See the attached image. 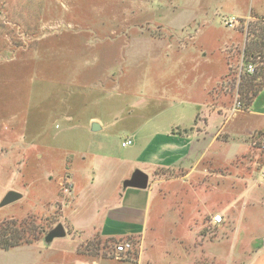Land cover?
<instances>
[{"label":"rangeland","instance_id":"374dc122","mask_svg":"<svg viewBox=\"0 0 264 264\" xmlns=\"http://www.w3.org/2000/svg\"><path fill=\"white\" fill-rule=\"evenodd\" d=\"M263 13L264 0H0V223L28 220L44 231L38 234L39 243L0 250V264H116V247L126 240L110 242L97 233L79 238L65 225L61 211L70 185L65 164L85 183L88 173L95 172V192L119 182L125 187V177L120 180L129 165L119 158L134 157L137 151L122 143L145 118L161 115L165 125L172 124L177 114L175 82L187 72L178 48L193 45L199 28L211 21L218 35L204 38L206 53L212 57V70L222 72L223 78L209 103L218 105L221 96L230 108L239 100L240 68L247 62L245 49L252 38L249 29L264 17L256 14ZM232 17L239 24L227 28L224 21ZM260 61L252 62L256 69L264 64ZM92 118L101 120L104 129L93 132ZM247 138L225 128L210 150L217 159L202 160L188 178L183 179L191 168L155 172V179L169 180L154 186L158 197L168 200L158 215L168 221L161 224L165 233L159 241L165 252L175 236L189 230L191 240H181L180 247L201 248L203 232L195 225L200 216L211 242L220 243L230 234L232 212L222 230L211 220L220 202L236 196L241 182L235 168L250 169L240 146ZM102 163H112L122 173L114 176ZM47 172L53 174L51 184L45 180ZM262 173L254 174L258 185H264ZM204 190L210 191L212 206L200 215L192 206L205 196ZM10 191L23 197L2 207ZM103 206L97 205L102 214ZM59 224L67 236L46 244L44 238ZM131 257L137 258V250ZM157 258L158 264H167L176 257Z\"/></svg>","mask_w":264,"mask_h":264},{"label":"crops","instance_id":"0c3cea01","mask_svg":"<svg viewBox=\"0 0 264 264\" xmlns=\"http://www.w3.org/2000/svg\"><path fill=\"white\" fill-rule=\"evenodd\" d=\"M256 15L264 16V13ZM211 22L206 28L201 30L199 28L193 45L178 48L177 53L181 55L180 62L183 63V67L184 64L187 65V72L180 74L175 82L177 101L174 106L177 108V114L172 124L165 125L163 122L165 119H160L161 115L148 118L147 121L145 118L142 123L132 127L131 136L127 138L132 139L131 146L138 153L134 152V157L119 158L120 162L129 165L120 181H123L124 177L126 180L131 179L135 170L140 169L149 176L147 189L125 188L119 182L111 189H100L99 192H95L92 189L95 172L88 173L89 179L85 183L84 180L76 179L78 172L73 171L72 166L65 164L63 169L66 171L69 169L70 174L67 178L70 184L69 191L65 190L69 199L63 202L61 211L65 225L76 232L79 238H89L97 233L106 240L135 241L132 251L123 254L116 252L117 258L114 261L116 264H151V262L158 264L159 254L176 257L167 260V264H213V260L216 259L221 264H264V185H258L254 179L256 171L264 172V150L261 146L264 141V88L248 110L232 117L227 113L236 100L230 108L222 104L221 96L217 97L218 105L209 103L213 89L215 90V87L222 83L223 78L222 72L216 74L212 70V57H208L206 53L208 48L204 38L218 35V31L210 25ZM91 122L93 125L98 124L100 130L104 129L101 120L92 118ZM151 124L152 127L147 128ZM229 124L232 126L230 127ZM219 126L217 134H211V130ZM225 128L233 135L248 136L245 144L240 145L243 148L241 156L251 161L249 170L235 168L240 174L236 180L241 182L236 186L235 198L225 199L218 206L220 208L218 213L223 215L224 220L228 213L234 214L233 229L229 235L226 234L225 238H221L222 242H211L210 235L207 233L206 235L203 231L205 225L200 216L195 222L198 224L195 225L199 228L198 232H203L201 248L198 250L190 246L186 249L180 247L181 240H191L189 230L183 234L184 236H175L174 243L170 244V250L165 252L159 241L165 233L161 224L168 221H164L163 216L158 215L160 209L166 207L168 200L163 197L160 199L154 186L166 185L169 180L162 177L155 179V172L158 169L178 171L191 168L183 179L190 177L202 160L217 159L210 150L219 133ZM97 156L101 157L100 153ZM219 159H222L221 162H228L225 158ZM100 167L114 170L112 163H102ZM112 173L117 176L122 171L114 170ZM51 176H53L52 172L46 173L45 180L50 184ZM221 189H219L220 194ZM204 191L205 196L194 201L195 204L192 206L200 215L208 212L212 206L210 191ZM101 204L104 205L103 210H106L103 214L97 208V205ZM81 216L82 223L79 221L82 219ZM86 216L88 220L84 218ZM176 223L180 225L182 220L174 221V224ZM211 223L219 230L223 225L214 224L212 220ZM166 239H170V236ZM136 250L137 258L133 259L131 254ZM181 255L186 258L180 259Z\"/></svg>","mask_w":264,"mask_h":264},{"label":"trees","instance_id":"16d2710c","mask_svg":"<svg viewBox=\"0 0 264 264\" xmlns=\"http://www.w3.org/2000/svg\"><path fill=\"white\" fill-rule=\"evenodd\" d=\"M249 36L252 37L247 41L245 53L248 55L246 63L255 62L261 59L260 64L264 62V17L254 23L253 28L249 29ZM254 74L244 72L240 75L238 84V98L243 110H248L253 104L255 98L264 88V64L258 67ZM44 233L38 229L33 221H16L15 219L0 223V250L9 251L13 248L34 245L42 239L38 236ZM114 242L115 240H109ZM109 242V243H110Z\"/></svg>","mask_w":264,"mask_h":264},{"label":"water","instance_id":"95a60500","mask_svg":"<svg viewBox=\"0 0 264 264\" xmlns=\"http://www.w3.org/2000/svg\"><path fill=\"white\" fill-rule=\"evenodd\" d=\"M100 130L98 124H94L92 127L93 132H97ZM149 186V176L141 170H136L131 179L125 182V188H136V189H147ZM23 195L16 191H10L4 197L1 206L5 207L10 204H13L20 199H22ZM67 236V231L62 224L57 225L54 229H52L44 238L46 244L50 245L53 243L55 239L65 238Z\"/></svg>","mask_w":264,"mask_h":264},{"label":"built area","instance_id":"2783aa9c","mask_svg":"<svg viewBox=\"0 0 264 264\" xmlns=\"http://www.w3.org/2000/svg\"><path fill=\"white\" fill-rule=\"evenodd\" d=\"M238 24H239V20L235 17L225 19V21H224V25L227 28H235V26ZM240 71H241V73H243V71H244V72H247L249 74H254L256 71V68H255L254 63H252V62H250V63L243 62L241 64ZM241 110H242V105L238 100H236L234 106L229 110V113L231 114V116H235ZM132 144H133L132 139H128L125 142H123L122 145H123V147H128V146H131ZM261 146H262V149L264 150V141L261 143ZM262 177L264 179V172L262 173ZM66 191H69L68 188H66ZM212 221L214 224L220 225V224H223L224 217L221 213H218L213 217ZM133 247H134L133 243L131 241H127L121 245H118L116 247V251H117V253H121V254L128 253V252L133 250Z\"/></svg>","mask_w":264,"mask_h":264}]
</instances>
